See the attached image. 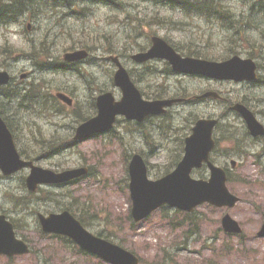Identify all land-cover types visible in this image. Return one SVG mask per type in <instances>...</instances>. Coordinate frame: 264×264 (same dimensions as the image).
I'll use <instances>...</instances> for the list:
<instances>
[{"label":"rangeland","instance_id":"obj_1","mask_svg":"<svg viewBox=\"0 0 264 264\" xmlns=\"http://www.w3.org/2000/svg\"><path fill=\"white\" fill-rule=\"evenodd\" d=\"M253 2L255 0H215L214 6L224 12L211 13L205 18L188 16L183 9L173 10L163 6L164 0L159 3L120 0L118 5L93 6V12L82 19L66 18L57 22L56 18L51 19L46 15L40 19L41 27L30 33L22 24L0 26V69L6 67L11 70L14 85H29L32 81L21 80L19 76L21 69L26 67L36 71L33 62L24 59L25 53H36L35 42H45L49 47L44 49L45 52L55 56H60L75 44L91 45L99 59L94 66L87 62L79 68L83 74L91 73L87 80L80 78L77 72L33 75V78H45L34 80L37 88L44 83L53 87L52 94L58 87L74 92L73 97L77 98L79 106L73 115L46 106L41 109L26 106L18 110L17 101L5 102L4 112L13 125L17 139L32 157L36 153L52 152L47 146L59 142L54 139L53 133L60 140L69 139L74 131L72 127L80 120L79 116L92 113L91 96L94 98L100 89L114 90L117 99L121 98V90L112 81L115 68L110 61L102 60L103 50L119 55L127 68H136L140 75L136 77L140 88L150 95L146 99L160 97L153 93L155 91L162 93L161 98H167L169 93L190 96L199 94L201 90H215L228 100L224 103L206 100L198 104H176L171 109L172 122L169 121L170 117L152 118L143 125H127L122 121L116 133L86 140L72 148L62 144L59 147L62 154L42 157L36 164L63 171L87 163L95 167L96 173L68 186L45 187L49 191L41 195L32 194L30 197V191L22 185V175L5 178L0 171V214L5 213L16 220L17 235L38 250V254L31 257L17 256L9 260L7 256H0V264H107L78 251H68L59 238L44 234L36 221L38 209L56 211L62 204L73 207L79 202L85 204L81 215L87 219L91 217L88 227L91 231H103L117 243L143 257L146 264H264V238L257 235L264 220V141L251 142L241 117L230 113L224 122L231 125L229 131H236L242 142H247V152L242 158L231 154L234 149L228 146V131L224 127L219 152L215 153L216 161L221 166L232 167L231 161L236 160L234 171L237 180L230 187L242 200L235 208L222 209L203 204L194 212L198 220V225L194 227L188 222L182 223L183 216L175 214L174 208L167 209L169 217L158 210L149 219L134 225L129 219L132 202L124 181L128 176L126 154L130 155L136 149L146 151L150 157V178L156 179L163 175L167 170L165 167L178 152L175 136L179 134L183 138L189 133L188 126L196 117L221 114L231 101H246L264 123V53L259 54L254 48V44L261 39L258 33H249L248 41L246 32L250 30V21L253 25H262L263 21L258 16L263 17L258 12L264 7V0L251 10ZM249 11H253V14ZM230 15L236 17L234 30H229ZM27 21L30 22V19L26 18ZM237 28L243 34L242 42L237 41ZM153 35L169 39L185 52L198 51L216 60L233 54V50L247 57L251 49L262 65L261 82L251 86L177 75L165 71L164 61L155 64L158 73L147 75L148 69L140 68L129 56L149 47ZM46 99L44 94V101ZM227 153L231 156H225ZM199 172L203 178L209 177L206 169L192 176L199 178ZM61 192H70L71 198L63 197ZM39 196L41 199L36 198ZM49 199L54 202H49ZM227 212L242 225L241 235L226 233L222 228L221 219Z\"/></svg>","mask_w":264,"mask_h":264},{"label":"water","instance_id":"obj_2","mask_svg":"<svg viewBox=\"0 0 264 264\" xmlns=\"http://www.w3.org/2000/svg\"><path fill=\"white\" fill-rule=\"evenodd\" d=\"M154 57L167 58L176 70L202 73L218 79L241 81L256 78V65L250 59L243 60L235 56L222 63L191 58L183 59L160 39H155V44L149 52L138 54L135 58L139 61H145ZM9 79L10 77L6 72H0V86L7 83ZM117 80L124 90V99L121 102H115L110 93L99 97V114L79 127L77 139L108 130L113 126L118 114H125L128 118L142 120L150 113L161 111L164 104L171 103L143 102L139 92L134 89L123 70L118 73ZM234 108L244 116L253 135H264L263 125L256 120L251 111L241 104H237ZM214 124L215 121L205 120L198 123L194 129V135L187 140V155L184 161L174 174L161 180H149L143 159L140 156L134 157L130 167V187L134 200L132 214L136 221L147 217L153 210L164 204L178 206L189 211L205 201H210L218 206H234L236 204L238 198L233 196L226 187L225 171L209 162V151L214 146L211 139ZM204 161L208 162L212 170L211 180L209 182L193 180L189 176L191 169L194 166H201ZM24 165L32 166V163L20 162L12 134L0 116V166L4 173L8 174ZM86 171L82 168L56 174L52 171L33 167L28 185L30 189L35 190L40 182H64L78 177ZM40 219L45 231L69 235L83 248L101 255L107 261L114 264H138L139 262L132 253L86 231L69 212L51 214L49 217L40 215ZM223 224L228 231H240L238 223L228 215L224 217ZM261 235L264 236V228ZM26 252H28L27 245L16 238L13 225L6 220L4 215H1L0 253L13 255Z\"/></svg>","mask_w":264,"mask_h":264},{"label":"trees","instance_id":"obj_3","mask_svg":"<svg viewBox=\"0 0 264 264\" xmlns=\"http://www.w3.org/2000/svg\"><path fill=\"white\" fill-rule=\"evenodd\" d=\"M1 17H3V16H2V13H0V19L3 20V18H1ZM231 175H232V174L230 173L229 180H230V181H233V178L231 177Z\"/></svg>","mask_w":264,"mask_h":264}]
</instances>
